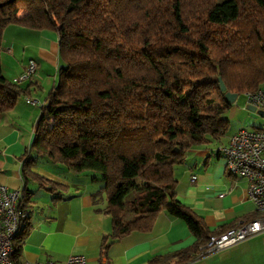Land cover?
<instances>
[{"label":"trees","instance_id":"trees-1","mask_svg":"<svg viewBox=\"0 0 264 264\" xmlns=\"http://www.w3.org/2000/svg\"><path fill=\"white\" fill-rule=\"evenodd\" d=\"M8 26L55 33L61 64L20 157L21 209L27 213L28 183L52 194L67 189L33 172L45 157L102 175L113 233L100 257L134 232H151L166 212L196 238L171 258L197 260L215 231L177 200L175 167L191 149L226 136L227 93L264 87V0H0V53ZM26 94L2 75L0 57V116ZM29 232L27 217L12 242L14 264Z\"/></svg>","mask_w":264,"mask_h":264},{"label":"crops","instance_id":"crops-1","mask_svg":"<svg viewBox=\"0 0 264 264\" xmlns=\"http://www.w3.org/2000/svg\"><path fill=\"white\" fill-rule=\"evenodd\" d=\"M38 37L39 44L31 58L20 63L13 60L15 48L11 43L9 61L5 66L1 62L2 75L11 82L30 61L40 64L39 71L31 80L19 84L27 92L26 96L20 97L14 108L0 116V185L10 190L24 187L20 157L29 149L41 117V107L26 104V98L45 105L57 84L61 66L58 36L49 31H39ZM229 139L224 137L217 141L219 145L213 142L191 149L185 162L175 167L177 200L203 217L209 230L215 233L249 223L257 214L249 197L247 181L230 176L226 159L219 153L220 147ZM33 172L67 189L52 194L34 183L27 184L26 188L32 195L27 204L30 232L22 244L20 261L23 263L52 260L65 264L69 257L80 255L85 257L87 264H104L106 261L109 264H149L160 257L168 258V262L161 264H175L171 257L196 243L184 221L162 212L151 232H134L116 242L108 256L100 257L103 238L113 233L111 218L103 212L106 201L100 194L104 187L102 175L96 172L75 173L45 157L37 160ZM194 176L197 181L192 183ZM54 198L60 200L54 203ZM230 249L225 254H231ZM202 259L189 264H201ZM209 260L215 264L216 257Z\"/></svg>","mask_w":264,"mask_h":264},{"label":"built area","instance_id":"built-area-1","mask_svg":"<svg viewBox=\"0 0 264 264\" xmlns=\"http://www.w3.org/2000/svg\"><path fill=\"white\" fill-rule=\"evenodd\" d=\"M39 69V62L30 61L24 71L12 80V83L19 85L31 80ZM244 97L247 109L253 107L256 111L264 113V87L256 92L245 93ZM26 104L42 107L38 100L30 98H26ZM219 153L226 159L229 175L247 181L249 197L255 204L259 217L228 231L219 230L218 233L211 235L207 243L200 247V255L197 259L223 253L264 233V130L239 131L220 147ZM191 181L195 183L197 177H192ZM22 196L23 188L10 190L0 185V264H14L12 242L23 229L27 218V213L21 209ZM21 264L59 263L48 260L44 263L22 262ZM65 264H87V261L83 256L73 255ZM104 264L109 263L106 261Z\"/></svg>","mask_w":264,"mask_h":264},{"label":"rangeland","instance_id":"rangeland-1","mask_svg":"<svg viewBox=\"0 0 264 264\" xmlns=\"http://www.w3.org/2000/svg\"><path fill=\"white\" fill-rule=\"evenodd\" d=\"M38 35L39 31L28 30L19 26L6 27L0 53L3 66L9 61L8 57L10 54L8 53V48L11 43L14 44L15 48L13 60L20 63L31 58L33 51L37 49L39 44L40 39ZM221 117L228 119L230 122L225 137H233L241 130H264V116L258 114V112H251L246 108L244 94L239 95L235 103L231 104L221 114ZM214 144L219 145L217 141ZM132 197L133 195L128 196L127 202ZM225 252L213 255L216 257L215 264H264V233L232 247V250L229 252L231 254H225ZM213 256L203 258L200 261L201 264H211L209 259Z\"/></svg>","mask_w":264,"mask_h":264},{"label":"water","instance_id":"water-1","mask_svg":"<svg viewBox=\"0 0 264 264\" xmlns=\"http://www.w3.org/2000/svg\"><path fill=\"white\" fill-rule=\"evenodd\" d=\"M220 84H221V91H222V92H225V91H226V87H225L224 83H223L222 81H220ZM225 98H226V100H227L230 104H234L235 101H236L237 98H238V95H237V94L227 93L226 96H225ZM248 110L251 111V112H258V114L264 116V113H261V112H259V111H256L255 108H253V107H249Z\"/></svg>","mask_w":264,"mask_h":264}]
</instances>
